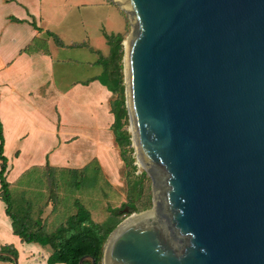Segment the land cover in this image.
I'll list each match as a JSON object with an SVG mask.
<instances>
[{
	"label": "water",
	"instance_id": "obj_1",
	"mask_svg": "<svg viewBox=\"0 0 264 264\" xmlns=\"http://www.w3.org/2000/svg\"><path fill=\"white\" fill-rule=\"evenodd\" d=\"M111 1L132 26L126 103L154 206L102 264H264V0Z\"/></svg>",
	"mask_w": 264,
	"mask_h": 264
},
{
	"label": "crops",
	"instance_id": "obj_2",
	"mask_svg": "<svg viewBox=\"0 0 264 264\" xmlns=\"http://www.w3.org/2000/svg\"><path fill=\"white\" fill-rule=\"evenodd\" d=\"M81 3L89 9L103 1ZM43 6V0H0V122L8 160L7 181L11 194L14 189L17 194L13 196V212L33 221L45 219L42 232L51 233L48 224L52 226L55 218L63 214L58 207L59 194L55 201L48 194L47 174L51 170L84 173L95 166L97 173L121 182L124 162L113 131L115 116L111 105L116 96L96 80L103 73L100 59L105 51L80 46L68 56L63 49L82 43H65L56 35L63 43L58 46L47 34L53 33L49 26L54 21L44 15ZM49 7L53 12L54 8ZM100 23L93 13H87L80 25L108 34ZM98 40L103 48L102 38ZM84 56L90 70L86 75L83 68L79 73L72 72L68 63L83 64L78 60ZM45 209L48 212L43 218ZM63 220L61 224L66 221ZM2 246L18 251L17 264H49L52 255L50 246L26 243L14 234L13 221L0 199Z\"/></svg>",
	"mask_w": 264,
	"mask_h": 264
},
{
	"label": "rangeland",
	"instance_id": "obj_3",
	"mask_svg": "<svg viewBox=\"0 0 264 264\" xmlns=\"http://www.w3.org/2000/svg\"><path fill=\"white\" fill-rule=\"evenodd\" d=\"M81 1L83 0H43L44 15L52 17L54 21V23L49 26V30L58 37H62L61 40L65 43H72V41L82 43L81 45H74L63 49V52H67L66 54H68V56H70L71 50L74 53V49L85 46L87 48H100L105 51L104 57H108L110 54V47L104 35L96 33L92 26H88V29L87 27H83L80 25V22H85L87 13H93L96 18L101 20L100 24L108 34L120 33L124 38L123 42H125L132 30L129 17L120 6L113 3L111 0H102V5L98 7L94 5L89 9H87L88 7L86 6H80V4H82ZM49 5L54 8L53 12ZM96 23L97 19L95 20V24ZM72 31L78 34L74 35ZM99 37L103 40V48H101L99 44ZM52 43L55 44L53 40ZM78 61L83 64L74 62L68 63L70 70L74 73H79V69L83 68V74L86 75L87 71L90 70L86 64L87 57L84 56L83 60ZM101 68L103 69V66H101ZM125 128L132 134L130 118ZM132 147L135 149L134 143ZM119 150L121 153L120 148ZM133 155L136 159L135 165L138 167L137 171H135V175H141L143 172L146 173L145 169L138 161L136 152H134ZM127 170L129 169L124 164V168L120 175L121 182L117 181L113 176H110L108 179L103 173H97L95 166L87 168L84 173H75L69 170H51L47 174L49 178H47L48 184H46L48 194L53 195L52 201L55 200L56 194H59L58 207H61L63 214L55 218L52 226H50V223L48 224V232L57 229L62 221H64L63 219H67L69 216L77 213V207L75 205L77 201L88 209L95 223L99 224L105 222L109 226L114 225L115 222L121 224L134 214L151 210L154 203L152 180L148 175L144 181L145 190L142 195L143 197L140 201L136 202L137 211L132 212L130 209L128 205V194L130 192L129 184L132 176H127ZM15 193L16 189L13 190V196L17 197ZM150 197L151 200L149 201ZM47 212L48 209H45L43 218L46 217Z\"/></svg>",
	"mask_w": 264,
	"mask_h": 264
},
{
	"label": "trees",
	"instance_id": "obj_4",
	"mask_svg": "<svg viewBox=\"0 0 264 264\" xmlns=\"http://www.w3.org/2000/svg\"><path fill=\"white\" fill-rule=\"evenodd\" d=\"M13 20L21 22L15 18ZM32 25L37 27L35 23ZM47 34L55 39L58 46L63 45L56 35L51 32ZM104 35L110 47V54L108 57L101 56L100 63L103 66V73L96 80L116 96L111 105L112 113L115 116L113 131L117 145L121 149V158L129 169L126 171L127 176H132L129 184L128 205L134 212L137 211L136 202L143 197L144 181L148 174L143 172L141 175H135L138 167L135 165L136 159L133 155L135 149L132 147V134L125 128L129 115L124 73V38L121 34L108 35L105 33ZM4 142L3 126L0 122V199L5 203L6 213L13 221L14 234L26 243L50 246L52 255L48 259L49 264H80L84 256H91L96 259L97 264H102L104 246L111 233L120 223L114 221L112 226L105 222L95 223L88 209L78 201L75 203L77 213L69 216L63 224L51 233L42 232L45 219L33 221L30 217L21 218L15 215L13 212V195L10 191V183L7 181L8 160L4 155ZM52 197L53 195L50 196V200ZM55 198L58 196L56 195ZM17 260L18 251L14 247L2 246L0 248V261L17 264ZM84 264H92V262L85 261Z\"/></svg>",
	"mask_w": 264,
	"mask_h": 264
},
{
	"label": "bare ground",
	"instance_id": "obj_5",
	"mask_svg": "<svg viewBox=\"0 0 264 264\" xmlns=\"http://www.w3.org/2000/svg\"><path fill=\"white\" fill-rule=\"evenodd\" d=\"M114 1H116V2H120L119 0H114ZM140 166V165H139Z\"/></svg>",
	"mask_w": 264,
	"mask_h": 264
}]
</instances>
